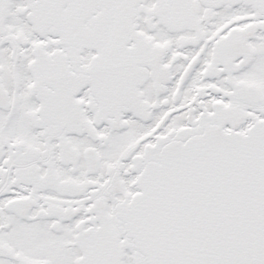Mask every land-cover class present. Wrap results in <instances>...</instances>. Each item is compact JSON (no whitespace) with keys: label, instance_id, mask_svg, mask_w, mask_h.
Instances as JSON below:
<instances>
[{"label":"snow or ice","instance_id":"6c2138e0","mask_svg":"<svg viewBox=\"0 0 264 264\" xmlns=\"http://www.w3.org/2000/svg\"><path fill=\"white\" fill-rule=\"evenodd\" d=\"M0 264H264V0H0Z\"/></svg>","mask_w":264,"mask_h":264}]
</instances>
